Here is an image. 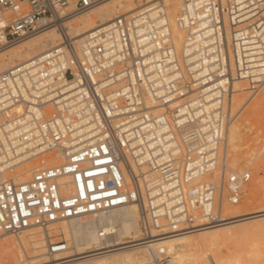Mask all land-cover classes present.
<instances>
[{
    "label": "built area",
    "instance_id": "built-area-1",
    "mask_svg": "<svg viewBox=\"0 0 264 264\" xmlns=\"http://www.w3.org/2000/svg\"><path fill=\"white\" fill-rule=\"evenodd\" d=\"M109 1L0 0V52L60 36L0 73V174L24 156L64 158L27 182L0 180V236L40 228L43 264L73 258L55 226L88 222L102 244L113 233L100 215L129 204L141 211L147 264H173L155 242L224 223L251 181L229 166V130L235 83L252 95L264 87V0H178L180 48L160 0L83 38L71 32L69 22Z\"/></svg>",
    "mask_w": 264,
    "mask_h": 264
},
{
    "label": "bare ground",
    "instance_id": "bare-ground-1",
    "mask_svg": "<svg viewBox=\"0 0 264 264\" xmlns=\"http://www.w3.org/2000/svg\"><path fill=\"white\" fill-rule=\"evenodd\" d=\"M153 1L158 0H111L74 18L68 23V27L80 39L88 32L109 23L115 17L132 13L145 3ZM160 1L164 3L161 5L163 6L162 10L166 11L175 43L180 48L184 34L176 27L175 18L180 10L181 3L178 0ZM59 44V33L49 31L4 50L0 52V73ZM234 87L235 92H241L245 90L246 84L245 82L237 81ZM33 159L36 158L24 156L9 164L2 165L0 180L7 179V176L6 178L4 177L6 171L16 167L18 171L16 170V174L10 179L17 183L27 182L36 170L52 167L64 161L62 155L56 153L55 156L49 155V159L42 160V163H38L34 167L28 164L27 168H21V166L26 165ZM6 160L2 159L3 162ZM140 212V208L136 204H129L101 214L100 222L102 224L111 223L110 232L113 233V237L102 244L92 232L93 225L88 222L78 220L55 226L56 228L53 229L60 228L62 233L70 237L72 241V249L67 255L73 258L67 264H147L150 261L151 252L141 242L142 238L138 222ZM255 213L256 215L253 216H250L251 214L227 216L226 221L220 225L175 234L166 240L157 239L159 241L156 240L157 242L155 243L156 246H163L167 249L173 258V264H247L245 260L250 261L254 256V253L252 254L253 249L250 248L252 238L259 234V231H264V210ZM31 230L37 231L35 233H27ZM16 237V240L10 238L0 242V264L45 263H38L46 258L47 247L46 235L40 228L26 230ZM1 238H3V235L0 236V240ZM27 243L30 248L27 247ZM14 244L19 246L18 255H13L12 253L11 247ZM36 244H41L42 246L37 247ZM39 249H42L43 253H38ZM262 252L259 253L262 254ZM140 254L142 255L139 256ZM244 258L245 260H243ZM256 258L254 257V260H257Z\"/></svg>",
    "mask_w": 264,
    "mask_h": 264
},
{
    "label": "rangeland",
    "instance_id": "rangeland-1",
    "mask_svg": "<svg viewBox=\"0 0 264 264\" xmlns=\"http://www.w3.org/2000/svg\"><path fill=\"white\" fill-rule=\"evenodd\" d=\"M246 89L247 88L241 92H235L232 98V107L237 111V117L229 130L228 163L232 171L250 172L251 181L247 185L243 199L239 204L225 206L224 212L226 216H241L246 214H251L250 216H253L256 215L255 212L264 210V153L262 152L264 144V87L255 95L247 92ZM49 155L55 156L56 154L47 153L44 156L29 161V163L21 166V168H27L28 164L34 167L38 163H42V160L49 159ZM16 170L13 173L4 174V177L6 178L7 176V178H10L14 176L18 171ZM31 177L32 175L30 178ZM139 217L140 215H138V222ZM35 231L37 230H31L27 233H35ZM16 236L4 234L0 242L10 238L16 240ZM252 239L253 240L249 242L251 243L250 248L253 249L252 254L254 253L252 257L253 260L251 259V262L247 259L245 260V258L243 260H245L247 264H253L255 261L257 262H255V264H264V231H259V234ZM36 246L40 247L42 245L36 244ZM27 247L30 248L28 243ZM11 250L13 255H18L19 246L14 244ZM260 250L263 251L262 254L259 253L261 252ZM38 253H43L42 249H39ZM141 255L142 254L139 256ZM254 257H257V260H254ZM47 260L46 257L38 263H43Z\"/></svg>",
    "mask_w": 264,
    "mask_h": 264
}]
</instances>
